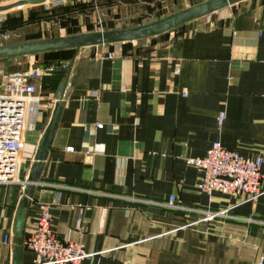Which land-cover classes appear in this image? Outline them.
Here are the masks:
<instances>
[{"label":"crops","instance_id":"obj_1","mask_svg":"<svg viewBox=\"0 0 264 264\" xmlns=\"http://www.w3.org/2000/svg\"><path fill=\"white\" fill-rule=\"evenodd\" d=\"M25 1L38 0H0V6ZM207 1L30 4L26 16L0 13V42L138 27ZM25 58L68 62L70 69L36 81L41 115L25 134L20 170L30 184L26 192L0 186V264H34L24 241L40 205L52 207V230L61 241L81 243L93 255L84 264H264V164L262 195L246 201L199 193L203 171L188 163L204 159L214 143L264 162V0L147 40ZM61 87V121L33 176ZM26 197L25 235L17 237ZM222 212L211 220L203 214Z\"/></svg>","mask_w":264,"mask_h":264},{"label":"built area","instance_id":"obj_2","mask_svg":"<svg viewBox=\"0 0 264 264\" xmlns=\"http://www.w3.org/2000/svg\"><path fill=\"white\" fill-rule=\"evenodd\" d=\"M64 5V0H51L47 8ZM108 56L112 58L111 54ZM69 69L68 62L38 65L32 59L24 72H0V186L17 185L26 192L30 183L20 178L25 134L30 124L41 115L36 81ZM225 119L226 115L221 114L220 126ZM188 163L203 171L197 187L201 194L221 193L243 197L246 201H255L262 195L263 159L249 160L220 143H214L204 159H192ZM174 203L173 198L170 206L173 207ZM203 214L205 220H211L224 216L225 212ZM52 226V207L40 205V213L33 219L31 232L24 241V247L35 255L34 264H84L93 257L83 244L61 241Z\"/></svg>","mask_w":264,"mask_h":264},{"label":"water","instance_id":"obj_3","mask_svg":"<svg viewBox=\"0 0 264 264\" xmlns=\"http://www.w3.org/2000/svg\"><path fill=\"white\" fill-rule=\"evenodd\" d=\"M244 1L247 0H209L156 22L138 27L93 32L69 37H60L55 39L38 40L1 46L0 62L25 57H36L42 54L60 53L80 50L84 48L125 44L147 40L170 33L191 22L208 17L212 14L240 4ZM44 2V0L32 2L25 1L13 6H0V13L8 12L16 7L26 6L30 4H41ZM63 89L64 87H61L59 90V103L56 106L53 120L40 143L39 153L36 159L37 163L33 171V176L36 175V171L40 169L42 163L47 160V156L51 149L54 136L59 127L64 109V105L60 103L62 99ZM31 182L33 183L34 181L31 180ZM29 205L30 201L28 197H26L19 206L15 226V233L17 237H24L25 235Z\"/></svg>","mask_w":264,"mask_h":264},{"label":"rangeland","instance_id":"obj_4","mask_svg":"<svg viewBox=\"0 0 264 264\" xmlns=\"http://www.w3.org/2000/svg\"><path fill=\"white\" fill-rule=\"evenodd\" d=\"M73 0H71V2H72ZM75 2L76 1H78V0H74ZM45 2H47L49 5H50V3H51V0H48V1H45ZM69 3V2H68ZM74 3V2H73ZM47 4V5H48ZM31 5H26V6H24L25 8H23V10H20V11H11V12H9V13H6V12H4L3 14H1V15H4V14H6L7 16L5 17V19L7 18H9V17H13V16H23V15H27L28 14V12L30 11V9L31 8H29ZM50 7V6H49ZM63 7V6H62ZM79 6H73V9H79L78 8ZM57 8V7H56ZM177 10H182V9H177ZM183 10H185V9H183ZM89 12L90 13H96V12H99V9L97 10L96 8H93V9H89ZM181 12V11H180ZM173 14H176V13H172V15ZM165 16V15H164ZM164 16H160V15H154L153 17H150V18H148L146 21H145V23H144V25H146V24H149V23H152V22H156V21H158V20H161V19H163V17ZM165 18V17H164ZM142 26V25H141ZM137 27V26H136ZM128 28H133V27H128ZM124 29V28H123ZM113 30H115V29H113ZM103 31H109V30H103ZM95 32H100V31H95ZM102 32V31H101ZM93 33V32H92ZM22 42H29V41H25V40H23V38L22 39H17V38H15V39H9V40H6V41H4V42H0V44L1 43H3V44H5V45H13V44H18V43H22ZM30 58H21V59H17V60H10V61H3V62H0V72H3V73H6V74H13V73H21V72H24V68H26L27 66H28V63H30L28 60H29ZM26 61H28V62H26ZM31 61H32V59H31Z\"/></svg>","mask_w":264,"mask_h":264},{"label":"trees","instance_id":"obj_5","mask_svg":"<svg viewBox=\"0 0 264 264\" xmlns=\"http://www.w3.org/2000/svg\"><path fill=\"white\" fill-rule=\"evenodd\" d=\"M8 22H9V24H10V20L6 21V23H5V24H7Z\"/></svg>","mask_w":264,"mask_h":264}]
</instances>
